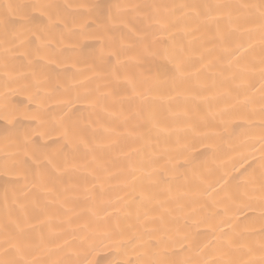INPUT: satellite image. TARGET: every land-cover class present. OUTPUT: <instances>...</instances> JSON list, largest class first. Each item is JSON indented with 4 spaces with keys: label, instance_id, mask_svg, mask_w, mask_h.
Here are the masks:
<instances>
[{
    "label": "bare ground",
    "instance_id": "obj_1",
    "mask_svg": "<svg viewBox=\"0 0 264 264\" xmlns=\"http://www.w3.org/2000/svg\"><path fill=\"white\" fill-rule=\"evenodd\" d=\"M204 2L253 4L259 0H0V13L4 11L2 6L9 3L55 5L43 17L39 9L32 12L33 19L27 27L35 30L49 25V15L52 22L63 17L71 26L72 17H79L82 10L66 9V5H96L94 14L107 17L110 11L116 12L111 7L116 4ZM127 16L129 27L137 34L118 25L113 32L117 43L123 38L125 43L136 46L138 35L146 34L147 43L151 44L155 38L159 41L156 46L162 48L170 43L168 32H174L171 39L184 45V55L188 58L183 69L190 74L187 85L204 83L207 87L202 91L194 89L199 91L196 98L183 86L174 91L157 88L153 81L170 80L174 68L163 57L145 56L141 66L132 67L131 72L139 79H147L148 83L138 89L139 95L131 104L124 101L121 115V106L113 105L111 97L104 102L106 110H101L100 106L92 108L85 96L89 92L98 96V85L100 92L110 90L105 85L111 80L109 73L115 62L108 58L110 48L94 25L85 30L86 36L63 40L59 35L62 25L50 28L44 33L43 41L35 40L32 44L35 48L51 41V47H41L39 55L20 56L24 49H18L17 58L10 62L8 69L11 77L8 87H5L8 77L0 63V226L11 213L19 219L31 242L40 246L42 259L71 261L76 259L84 237L108 244L105 234L110 233L115 239L123 234L127 238L135 230L154 227L152 223L142 226L140 222L145 219L139 196L143 190L154 194L152 204L148 205L153 208L149 215L163 214L168 235L175 238V243L169 244L172 258L191 256L205 245L208 248L204 258L208 259L209 255L216 258L219 254L213 249L222 239L231 238L233 247L241 249L235 253L237 258L259 260L262 237L258 206L262 157L258 142L261 131L259 103L244 104L247 98L258 101L264 89L260 73L264 67L260 63L264 47L259 32L249 34L248 30L254 25L241 23L239 32L221 41L216 37L215 28L185 35L187 29L179 25L178 29L183 30L169 29L162 33L158 25L146 27L142 12L128 10ZM136 50L134 47L130 54ZM34 79L42 82L39 95L35 87L25 86L31 85ZM111 87L116 85L113 83ZM118 94L131 95L124 91L123 85ZM38 106L41 115L49 121L61 117L69 122L77 121L83 134V142L76 136L71 145L60 151L63 140L58 133L43 138L33 136L37 144L46 146L43 150L54 157L61 169L59 174L48 170L54 179L46 182V186L31 162L23 169L9 168L7 173L4 167L5 152L15 151L4 141L7 122L2 117L5 108L9 118L15 120L16 129L31 136L38 122L30 117ZM134 106L145 109L146 119L149 112L154 111L158 126L146 122L136 127L135 118L129 119L127 124L122 123L123 116ZM113 112L117 118L110 115ZM197 133L200 139H194ZM185 143L191 147L187 153H180ZM185 155L191 156L188 164H184ZM170 156L183 166L173 170L168 163ZM46 168L42 165L39 171ZM153 168L163 171L160 183L149 188L146 174ZM252 177H255V185L245 184ZM25 192L30 193L27 198ZM245 192L247 196L242 195ZM249 197L253 207L243 206L241 199ZM33 198L47 203L45 212L31 206ZM156 201L160 202L159 207H153ZM61 203H64L63 208ZM21 205L27 207L22 209ZM138 208L140 221L136 218ZM154 235L159 237L161 233ZM184 236L191 242V250L187 247L180 250V245L187 243ZM3 238L0 227V240ZM249 247L254 251L248 253ZM143 251V248L132 251L129 247L125 254L113 247L101 246L95 259L100 264H115L124 259L134 260L137 252Z\"/></svg>",
    "mask_w": 264,
    "mask_h": 264
},
{
    "label": "snow or ice",
    "instance_id": "obj_2",
    "mask_svg": "<svg viewBox=\"0 0 264 264\" xmlns=\"http://www.w3.org/2000/svg\"><path fill=\"white\" fill-rule=\"evenodd\" d=\"M4 11L0 13V47H2V53H0V63H2L5 69V87H8L11 79L8 71L10 62L17 58V50L24 49L20 52V56L28 57L32 55H39L41 47H51V41L37 45L35 48L32 44L35 40H44V33L48 32L50 28H60V39L65 38H77L80 36H86V29L95 26V31L101 34V38L107 41L110 51L107 52V56L110 59H114V63L111 65L110 73L111 80L105 85L110 90L107 92H100V86H97L96 91L98 96H93L91 92L86 93L85 96L89 101L92 108L97 106L101 107V110H106L104 102L111 97V103L113 105L119 104L121 106V115H123L124 101H133L138 95V89L148 83L147 79H139L135 74L131 72L132 67H140L145 56L163 57L165 61L171 64L174 68V74L170 80L159 81L158 79L153 81V86L161 89L175 90L178 87H185L186 90L193 92V98L199 96V91L194 89L203 90L207 87L204 83H199L195 86H188L187 81L190 74L184 72V64L186 62L185 47L184 45L177 44L171 37L174 32H168L169 29H178L179 25H183L184 29H187L184 34L191 35L193 32H208L215 28L216 37L223 41L226 37H231L233 34L239 32L241 23L252 24L253 28L248 30L249 34L252 32H259L260 41L262 47H264V0H259V3L253 4H230V3H192V4H145V5H121L116 4L111 7L116 9L113 14L111 11L107 17H100L94 14L96 5L79 4V5H66V9L76 8L81 11L79 17L73 16L71 19V26L69 21L61 17L57 22L51 21L49 15V25L43 29L37 28L35 30L27 27L30 25L33 19L32 12L41 10L40 15L43 17L49 9L56 7L51 4H5L2 6ZM31 10V11H30ZM128 10L134 12H142L143 20L146 21V27L151 28L154 24L159 26V30L164 33L168 32L170 43L162 48L157 47L159 43L157 39H153L151 44L146 42V34L138 35L139 44L134 46L132 44L125 43L123 38L117 43L114 39L113 32L118 25H123L129 28V31L137 34L133 28L129 27V21L127 12ZM187 10V11H185ZM15 17L16 19H13ZM189 25H192L189 27ZM192 41H189L191 44ZM136 47L134 54L133 48ZM242 47V46H238ZM103 53V49H102ZM42 58V57H41ZM103 59V55H102ZM32 61L29 60V64ZM261 65H264V55L261 56ZM261 78L264 79V67L260 70ZM32 76L35 77L36 73L33 72ZM115 84L116 87L112 88L111 85ZM123 85L125 92H130L131 95H119V88ZM36 88V94L39 95L42 87V82L38 79H34L31 85ZM179 95V94H178ZM259 103V116H260V136L259 143L261 144V173L259 177V192L258 206L260 211L259 231L262 234L261 241L259 243V260L249 258L247 260L237 258L235 253L240 251V248L233 247V240L231 238L222 239L218 247L213 251L218 252V257L213 258L209 255L208 259L204 258L205 250L208 245L203 248H199L193 255L182 258H172V249L169 248L170 243H175V238L168 235L167 221L163 214L159 216H150L149 213L153 210L148 205L152 204L153 193L141 191L139 193L141 204L145 210L143 216L144 221H140L141 212L139 208L137 210L136 218L141 222V225L152 223L154 227H144L143 231L135 230L131 236L124 238L123 234H120L119 239L113 238V235L105 234V239L108 240V244H104L103 240L97 241L95 239H89L84 237L80 246L76 252V259H56V260H44L40 255V246L31 242L27 237L25 228L21 226L18 218H14L11 213L8 215L6 222L0 226L4 232L3 240H0V264H100V261L95 259L103 248L113 247L118 253L124 252L127 254V250L131 247L132 251L137 248H143V252H137L135 259H124L115 264H264V89L261 90L259 100H253L247 98L244 104H256ZM256 109H252V113L255 114ZM113 118H117L115 112L110 113ZM10 114L5 108L2 119L7 122V126L4 130V141L6 144H10L15 148L14 152H5L4 167L7 171L11 169H23L31 162L38 169V177L42 183L52 181L54 178L50 175L51 172L59 174L61 169L54 157L43 149L45 145L37 144L33 139V136H39L43 138L45 136H51L52 133H58L59 139L63 140V144L60 145L58 151L63 150L68 145L73 143V138L76 136L81 137L83 142V134L80 125L77 121H66L64 117L56 120L49 121L45 116L41 115V109L38 106L37 111L30 117L31 120L38 122L37 129L33 130V135H29L27 132H21L16 129L15 120L9 118ZM135 118L137 121L136 127H142L144 123L151 122L153 127L158 126V121L155 120V112L150 111L148 117H145V109L141 106H134L131 108L128 115L123 116L122 123L127 124L129 119ZM195 132V129H190ZM200 134H196L194 139H200ZM191 144L185 143L179 149L180 153H187ZM160 157H156L159 159ZM191 162V156H184V164ZM169 164L173 170L182 167L178 161H175L171 156L169 157ZM67 165V159H65ZM42 165H46L47 168L44 171H39ZM163 169L153 168L151 172H148V187L154 188L160 183V172ZM155 177V179H153ZM255 177H252L245 181V184L252 183L255 185ZM255 190V188H253ZM67 191V189H65ZM30 195L29 192H25L24 196L27 198ZM242 195L247 196V192ZM66 203V201L64 202ZM64 203H61V207H64ZM240 203L245 207H253V200L249 197L247 200L241 199ZM31 206L40 212H45L47 209V203L41 202L38 199L33 198ZM160 202L156 201L153 207H159ZM27 205H21V208H26ZM158 222V223H157ZM155 233H161L159 237H156ZM179 234V230H177ZM148 236L145 240L144 237ZM187 243L180 245V250L183 251L185 247L189 250L192 249V244L188 241L187 236L182 237ZM211 243V242H210ZM254 250L249 247L247 252L251 253ZM247 254V253H245ZM31 257V258H29Z\"/></svg>",
    "mask_w": 264,
    "mask_h": 264
}]
</instances>
